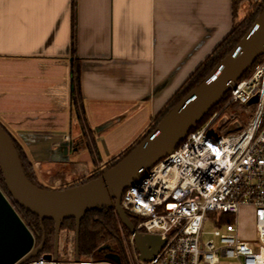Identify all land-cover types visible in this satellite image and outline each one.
Masks as SVG:
<instances>
[{
  "label": "crops",
  "instance_id": "crops-1",
  "mask_svg": "<svg viewBox=\"0 0 264 264\" xmlns=\"http://www.w3.org/2000/svg\"><path fill=\"white\" fill-rule=\"evenodd\" d=\"M236 24L233 0H0V123L40 184L90 176L120 154L104 135L146 112L136 141Z\"/></svg>",
  "mask_w": 264,
  "mask_h": 264
},
{
  "label": "built area",
  "instance_id": "built-area-1",
  "mask_svg": "<svg viewBox=\"0 0 264 264\" xmlns=\"http://www.w3.org/2000/svg\"><path fill=\"white\" fill-rule=\"evenodd\" d=\"M257 61L205 125L189 131L171 154L124 190L121 205L137 219L136 231L166 242L147 260L129 232L133 250L127 251L129 264H222L223 259L264 264V54ZM234 105L245 108V124L232 114L236 127L217 126L220 116ZM244 209L254 215L253 242L241 233ZM210 214H215V230L213 239L205 241ZM224 216H231L232 222ZM65 255L67 261L61 258ZM51 256L27 264H115L77 260L75 246L64 253L59 245L58 257Z\"/></svg>",
  "mask_w": 264,
  "mask_h": 264
},
{
  "label": "water",
  "instance_id": "water-1",
  "mask_svg": "<svg viewBox=\"0 0 264 264\" xmlns=\"http://www.w3.org/2000/svg\"><path fill=\"white\" fill-rule=\"evenodd\" d=\"M264 54V10L238 47L195 90L114 167L98 178L69 189L46 190L32 185L26 178L12 135L0 123V171L14 203L39 217L55 222L54 257L59 255L60 223L69 217L77 220L75 257L80 259L78 244L83 212L111 201L115 202L122 225L135 235L142 258L152 260L166 242L156 235H142L122 208L124 190L135 183L162 158L171 154L208 111L220 103ZM35 237L18 214L11 200L0 189V264H27L42 251ZM45 255L46 259H51ZM109 261L120 264L117 255Z\"/></svg>",
  "mask_w": 264,
  "mask_h": 264
},
{
  "label": "trees",
  "instance_id": "trees-1",
  "mask_svg": "<svg viewBox=\"0 0 264 264\" xmlns=\"http://www.w3.org/2000/svg\"><path fill=\"white\" fill-rule=\"evenodd\" d=\"M245 1L246 0H233L235 18H237V11H238L237 2L243 3ZM74 3L75 0H73V5ZM252 7H256V8L251 13L247 23L244 26L238 28L237 26H235L230 36L197 69L194 75L176 93V95L169 102L167 107L154 120L161 118L166 113H167L166 115H168V113H170L177 105L181 103L182 99L180 98L182 96L183 99H185L193 90L199 87L215 71V69L219 67L220 64L223 63L227 59V57L238 47V45L246 37V35L249 33V31L252 29V27L255 25L256 21L262 14L264 10V0H261L258 4ZM256 63L253 66H255ZM227 99H228V94L220 103H218L216 106H214L208 111V113L198 122L197 126L201 127L205 125L214 116V114L221 109V107L227 101ZM72 101L74 106L78 109V111L84 113V108L81 99L79 73H78V69L75 67H73ZM238 107L240 106L238 105L232 106V108H238ZM227 122H225V124ZM160 123L161 122H159L157 126ZM13 142L20 159L22 170L28 181L37 188L50 190L49 187H46L39 183L33 164L28 159L22 147L14 139ZM135 147L131 148L127 153L124 152L121 156H119L118 158L113 160L110 164H108L109 169L114 167L119 161H121L124 157H126ZM90 148H91V152L94 153L92 146ZM59 174L62 175V173ZM64 174L65 173H63V175ZM102 174L103 173L98 171L96 172L95 176H92L90 178L74 179L76 181H73L68 188H63L60 190L69 189L86 184L98 178ZM62 180H65V177ZM0 183L3 186L2 191L11 200L18 214L23 219L29 230L33 233L35 237L36 247L43 245L42 251L38 254V256L35 259L40 258L43 255L53 254L55 250V222L50 220L42 221L39 217L24 210L16 203H14V201L12 200L11 196L9 195L6 189L1 171H0ZM129 218L131 222L136 226L138 223L137 219L131 215H129ZM223 219H225L229 223L232 222L231 216H224ZM76 230H77V220L75 217H69L67 219H64L60 223V234L62 231L76 233ZM123 231L126 235H129V231L122 225L117 215L114 201L95 206L91 209H86L83 212L80 221V234H79V244H78L80 260L95 261V262L109 261L108 257L110 255H117L121 260L120 264H129L127 257L126 240L122 235ZM74 246H76V237H75Z\"/></svg>",
  "mask_w": 264,
  "mask_h": 264
},
{
  "label": "rangeland",
  "instance_id": "rangeland-1",
  "mask_svg": "<svg viewBox=\"0 0 264 264\" xmlns=\"http://www.w3.org/2000/svg\"><path fill=\"white\" fill-rule=\"evenodd\" d=\"M256 4H258V3H255L252 0H246L243 3L237 2V8H238L237 24H236L237 28L244 26L247 23L248 18L250 17L251 13L256 8V7H252V6H255ZM180 99H182L181 100V102H182L184 100L183 96ZM76 110H78V109L76 108ZM232 114H238L239 115L238 119H240V122L243 125L245 124L246 120H248V117L246 116V113H245V108H243V107L232 108L231 107L229 110H227L225 113H223L220 116V118L218 119V122H217V126L223 125L222 126L223 129L228 128V127H232V128L236 127V123L234 122V119L231 118ZM165 115H163L161 118L153 120V122L145 129L143 134L133 143H131V140L134 138L135 134L144 127V124L147 120L146 112H142L140 114V116L138 115L135 118L127 119L126 121H123L122 123L111 128L104 135L105 136L104 137L105 142L102 141L101 145L103 146L106 144L107 147L109 148V150L113 154H118L119 152H120V154L117 157L108 160L107 163L104 164V166L98 167V170L93 172L90 176H87L84 178H90L92 176H95L96 172H98V171L103 173L106 170H108L109 169L108 164H110L113 160H115L116 158L121 156L124 152L127 153L131 148L137 146V144H139L141 141H143V139L145 137H147L148 135H150L154 131V129L157 127V124L159 122H162L169 115V113H168V115H166V116ZM225 122H227V123L225 124ZM234 124H235V126H234ZM237 125H238V123H237ZM91 131L93 133H95L92 129H91ZM218 134H221V132L219 131ZM90 144L92 145V149L96 153V151H97L96 150V148H97L96 142L92 141V143H90ZM102 146H100L99 149L102 150L103 149ZM85 153L88 155L92 154L90 149L86 150ZM94 159H96V162H98L100 160V158L99 157L96 158V156L94 157ZM99 162H101V161H99ZM69 169H71V168H67L63 172H69ZM73 181H76V180H73ZM73 181L71 180V178H69L68 180H62L57 185H55L53 183L54 181L47 182L45 184L48 185L50 190H60L63 188H68L69 185ZM0 189L3 190V186L1 185V183H0ZM209 219L210 220L206 223V226H205V235H204L205 241H209V240L213 239V232L215 230V223L213 221L215 219V214H210ZM254 222H255L254 221V215L250 209H247V210L244 209L243 211H241V223H240L241 233H242L243 237H245L248 240H251V242H253L255 240ZM122 235H123L124 239L126 240V247L128 248L127 251H131V254H132L133 250H132V246L130 243V233H129V235H126L123 231ZM74 241H75V233L62 231L60 234V238H59V245H60L61 251L66 253L68 251V249H70L71 247H74ZM61 258L64 261L68 260L67 255H65ZM222 264H233V263H232V261L223 259Z\"/></svg>",
  "mask_w": 264,
  "mask_h": 264
},
{
  "label": "flooded vegetation",
  "instance_id": "flooded-vegetation-1",
  "mask_svg": "<svg viewBox=\"0 0 264 264\" xmlns=\"http://www.w3.org/2000/svg\"><path fill=\"white\" fill-rule=\"evenodd\" d=\"M90 143H91V142L86 143L87 146H89V148L92 146ZM90 150H91V148H90Z\"/></svg>",
  "mask_w": 264,
  "mask_h": 264
}]
</instances>
